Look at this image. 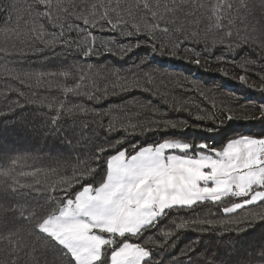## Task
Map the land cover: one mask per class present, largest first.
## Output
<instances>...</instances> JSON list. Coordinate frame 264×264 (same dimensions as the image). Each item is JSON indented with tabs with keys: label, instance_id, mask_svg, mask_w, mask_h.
Masks as SVG:
<instances>
[{
	"label": "snow or ice",
	"instance_id": "6c2138e0",
	"mask_svg": "<svg viewBox=\"0 0 264 264\" xmlns=\"http://www.w3.org/2000/svg\"><path fill=\"white\" fill-rule=\"evenodd\" d=\"M0 18V264H264V0H0ZM197 47L244 90L196 83L193 115L149 65L199 67Z\"/></svg>",
	"mask_w": 264,
	"mask_h": 264
},
{
	"label": "trees",
	"instance_id": "16d2710c",
	"mask_svg": "<svg viewBox=\"0 0 264 264\" xmlns=\"http://www.w3.org/2000/svg\"><path fill=\"white\" fill-rule=\"evenodd\" d=\"M0 24H2V18H0ZM190 47V45H189ZM196 52H200L201 55L199 56V59L201 60V66H196L192 63H186V60H195L197 59V56L194 53L185 52L183 49L179 53L180 56L184 57V59H169V58H162L159 55H157L154 58L153 64L149 65V67H158L160 63H163L164 67L169 70V76L165 77L161 82L159 81L154 87V91H167L169 93L168 102L171 104L173 100H183L185 103L192 105V112L193 115H195V109L197 106L201 108H210V105L212 103V100H204L203 98L199 97L198 93L196 91H191L190 89H193L195 87L196 83H203L205 81L209 82H216L223 84L225 86V90L227 89H234V90H244L243 86L238 84L235 80L231 79V77H239V75L242 74L241 69L238 66H234L232 61V57H227L228 61L227 63H221L218 62L217 57L221 54L220 49H213L210 54H205L202 47H197L195 49ZM257 51H259L257 49ZM140 55H144V52L141 50ZM244 53H240L238 56L235 57V60L237 63L239 62L240 56H243ZM252 59H256L255 54H252ZM113 60L112 57H108V61L111 62ZM132 61L129 60L125 67H130ZM2 67V66H0ZM220 69H223L228 73V76L225 77L221 74L219 71ZM256 72H259V68L255 70ZM250 81H255L258 85L260 81L257 79L256 75L250 76ZM5 91L4 88V82L3 79H0V92ZM136 96H139V93L135 94ZM248 95L255 100H259L261 98V94L259 92H252L248 91ZM12 99L15 97L12 96ZM215 102L219 104V94H216ZM3 96H0V106L3 105ZM27 115V113H26ZM167 118L170 119H188V116L184 113H180L179 117L175 113H170ZM10 139H16L17 142L24 146L26 141L23 137H16L15 135L10 134ZM217 141L219 142V138H217ZM217 146H219V143H217ZM67 155V154H65ZM75 153H72V159L69 161L70 163H75ZM48 161H45L43 166L47 167ZM38 166H41L38 164ZM215 211V209H212ZM207 211V210H206ZM180 216L183 217L184 213L181 212ZM175 218V217H173ZM170 221H165L162 223L161 227H166ZM201 239V234L199 231L195 228L188 229L181 231L176 240H175V250L171 251V256H169L167 253L164 254V259L167 262H170L171 258L173 256L180 257L181 251L185 248L186 245L191 244L193 241H197ZM205 243L207 242V237H203ZM194 247L196 245H193ZM204 251L203 247H201V253ZM200 253H197V256H199ZM197 257H193L195 260ZM186 259V258H183Z\"/></svg>",
	"mask_w": 264,
	"mask_h": 264
}]
</instances>
